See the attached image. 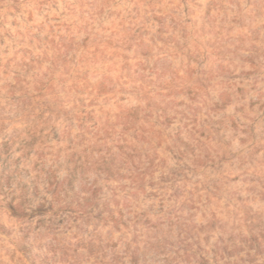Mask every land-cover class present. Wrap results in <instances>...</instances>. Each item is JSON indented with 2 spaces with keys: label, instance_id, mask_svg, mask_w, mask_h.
<instances>
[{
  "label": "rangeland",
  "instance_id": "obj_1",
  "mask_svg": "<svg viewBox=\"0 0 264 264\" xmlns=\"http://www.w3.org/2000/svg\"><path fill=\"white\" fill-rule=\"evenodd\" d=\"M0 264H264V0H0Z\"/></svg>",
  "mask_w": 264,
  "mask_h": 264
},
{
  "label": "trees",
  "instance_id": "obj_2",
  "mask_svg": "<svg viewBox=\"0 0 264 264\" xmlns=\"http://www.w3.org/2000/svg\"><path fill=\"white\" fill-rule=\"evenodd\" d=\"M55 192H58L57 189L55 190Z\"/></svg>",
  "mask_w": 264,
  "mask_h": 264
}]
</instances>
